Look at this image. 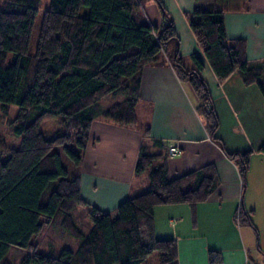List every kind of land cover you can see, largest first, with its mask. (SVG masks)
Masks as SVG:
<instances>
[{
    "label": "trees",
    "instance_id": "1",
    "mask_svg": "<svg viewBox=\"0 0 264 264\" xmlns=\"http://www.w3.org/2000/svg\"><path fill=\"white\" fill-rule=\"evenodd\" d=\"M152 1L164 18L160 26L146 14ZM41 2L0 0V102L20 106L15 130L21 136L20 147L14 148L0 135V264H148L154 253L152 264H178L176 239L155 234L154 208L206 200L218 185L216 168L208 164L172 178L164 155L143 145L136 172L148 171L149 188L120 202L113 212L91 206L92 227L84 232L72 211L86 204L80 181L94 121L134 124L143 69L174 41L172 63L180 78L195 88L210 134L237 163L243 179L253 151H229L215 135L219 119L201 72L204 65L194 53L198 66L186 67L176 25L162 0H51L33 51ZM84 5L88 10L82 14ZM224 12L195 10L192 29L220 80L239 70L245 83H257L264 94V57L247 59V41L228 36ZM9 52L13 60L7 64ZM107 95L115 100L103 107L100 100ZM52 116L58 117L60 127L42 130L41 122ZM63 153L71 168L63 164ZM57 213L59 224L80 239L79 245L65 246L57 255L36 247L30 252L34 237ZM251 214L241 208L238 217L257 230ZM12 247L28 249L19 263L6 259ZM209 261L222 264L221 252L210 249Z\"/></svg>",
    "mask_w": 264,
    "mask_h": 264
},
{
    "label": "crops",
    "instance_id": "2",
    "mask_svg": "<svg viewBox=\"0 0 264 264\" xmlns=\"http://www.w3.org/2000/svg\"><path fill=\"white\" fill-rule=\"evenodd\" d=\"M162 1L176 25L179 54L186 67L198 66L194 53L204 65L201 72L219 119L215 135L229 151H253L250 169L243 179L237 163L210 134L198 110L201 101L195 88L180 78L172 63L176 49L173 41L158 60L143 69L136 122L120 125L107 119L94 121L80 181L86 201L81 209L87 224L84 228L80 225L74 213L78 208L72 211L73 217L88 232L92 227L91 206L113 212L120 202L147 190L148 171L136 172L145 145L151 152L164 155L172 178L198 172L208 164L217 170L218 185L206 200L194 206L166 203L154 208L155 234L176 239L178 264H210V249L221 252L222 264H264L262 223L254 217L256 230L238 217L241 208L252 210V216L262 214L258 203L264 200V150L260 149L264 143V94L257 83H245L239 70L220 80L191 26L195 10L224 9L228 36L245 38L247 59L257 61L264 57V0ZM145 10L152 23L162 25L164 18L155 1ZM171 145H178L179 152L171 155ZM78 245L79 240H74L75 247L71 248Z\"/></svg>",
    "mask_w": 264,
    "mask_h": 264
},
{
    "label": "rangeland",
    "instance_id": "3",
    "mask_svg": "<svg viewBox=\"0 0 264 264\" xmlns=\"http://www.w3.org/2000/svg\"><path fill=\"white\" fill-rule=\"evenodd\" d=\"M51 0H42L40 4V11L36 19V24L34 28V32L32 35V42L31 48L35 51V44L38 37V32L40 28V23L42 20L43 11L49 7ZM88 7L84 5L82 7V14L87 12ZM13 60V53L9 52L7 56L6 63L10 64ZM115 100L114 95H107L103 99L100 100V103L103 107H107ZM20 106L15 103L7 104L6 106L0 102V135L5 137L6 140L9 142L10 146L14 148H19L21 145V136L20 134L16 133L15 130V118L19 114ZM42 130L46 131H53L60 127V123L57 116L49 117L41 122L40 125ZM62 162L63 164L71 168L72 162L71 160L63 153L62 154ZM264 202L263 198L260 199L259 210H261L262 214H257L254 217L262 223L261 232L262 238L260 242V249L264 252ZM83 206L79 205L74 211L76 217L80 225L84 228L87 224L88 218L84 216L83 210L81 209ZM57 217V218H56ZM61 213H57L55 218L52 220L51 225L46 224L44 225L43 231L34 237L32 247H30V252L38 249L41 252L57 255L61 251V249L65 246L68 247H75L74 240H80L77 237L72 236L68 231H66L59 223H60ZM87 218V219H86ZM256 219H254L256 221ZM261 221V222H260ZM257 237V236H256ZM75 249V248H74ZM254 251V249H252ZM28 252V249L19 248V247H12L6 259L19 263L21 258ZM156 259V253L152 254L148 259V264H152Z\"/></svg>",
    "mask_w": 264,
    "mask_h": 264
},
{
    "label": "built area",
    "instance_id": "4",
    "mask_svg": "<svg viewBox=\"0 0 264 264\" xmlns=\"http://www.w3.org/2000/svg\"><path fill=\"white\" fill-rule=\"evenodd\" d=\"M179 146L178 145H171V147L169 148V152L171 155H174L176 153L179 152Z\"/></svg>",
    "mask_w": 264,
    "mask_h": 264
}]
</instances>
